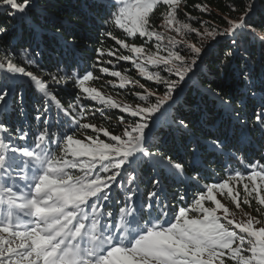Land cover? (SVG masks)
Instances as JSON below:
<instances>
[{
	"label": "snow or ice",
	"instance_id": "obj_1",
	"mask_svg": "<svg viewBox=\"0 0 264 264\" xmlns=\"http://www.w3.org/2000/svg\"><path fill=\"white\" fill-rule=\"evenodd\" d=\"M95 6L104 39L84 67L56 5L0 0V16L30 29L0 21V264H264V0H229L222 24L203 0ZM44 32L59 57L48 69ZM197 73L221 113L207 132L178 107ZM253 134L261 158L245 163ZM221 160L245 171L205 182Z\"/></svg>",
	"mask_w": 264,
	"mask_h": 264
},
{
	"label": "trees",
	"instance_id": "obj_2",
	"mask_svg": "<svg viewBox=\"0 0 264 264\" xmlns=\"http://www.w3.org/2000/svg\"><path fill=\"white\" fill-rule=\"evenodd\" d=\"M44 2V0H42ZM47 2L56 5L48 9V12L53 15V22H68L70 26L74 27L79 35L83 38V43L85 47L81 50L80 56L83 57L81 63L82 66L87 67L92 63L94 59V49L100 47V41L104 39L103 31L105 25L102 23V18L105 15V10L95 5L98 4L99 0H47ZM201 0H190V4L198 3ZM203 2L208 3L212 10L213 15L211 17H205L206 19H213L215 23L222 24L219 16L216 15L217 12L220 16L227 13L225 4L229 3V0H203ZM190 10V9H189ZM0 21H4L6 25L12 29V31L27 39L30 35V29L27 25H16L15 21L8 19L6 16H0ZM38 42L41 47L37 49L41 53L38 57L40 65L42 68H51L53 63L56 62L59 57L54 52V44L51 43V37L48 32L41 33L38 37ZM110 44L111 42H107ZM254 57L258 58L261 53V48L259 45H251ZM2 54V53H0ZM215 52L211 53L208 57L209 63L214 60ZM125 68H130L129 65H124ZM129 74L134 75V71L129 72ZM213 77L209 76L208 79ZM203 77L200 73L194 77V81L189 88L185 90V94L181 101L178 103L180 111L195 123L198 129L203 128V132H207L211 129L214 124H218L221 121V113L219 109L213 107V100L211 97L206 96L199 88V83L202 81ZM216 79H221L217 77ZM143 82V81H142ZM224 84V90L226 92L233 91L237 89V85L234 83V75L229 74L222 78ZM104 81L98 82L95 86L100 87V84ZM207 87V84L204 85ZM215 87V84L212 85ZM25 97L29 101V116L31 117V104L35 100V95L32 89L28 88L26 85L23 87ZM110 94H112L117 99H123L126 93H122L121 96H116L117 92H122L119 89H105ZM69 88V92H71ZM62 96L67 100L70 96L67 93H62ZM120 115L118 112L112 113V123L115 124L116 118ZM203 134V133H200ZM253 147L249 148L247 151L240 153L245 158V163L254 162L261 158V151L257 146V137L253 134ZM245 171V168L236 160H221V162L212 166V169L208 170L205 176V182L211 183L222 180L226 177L229 171ZM176 189L174 188L173 191ZM181 190H183L181 186ZM188 199L191 200L192 192L189 191Z\"/></svg>",
	"mask_w": 264,
	"mask_h": 264
},
{
	"label": "rangeland",
	"instance_id": "obj_3",
	"mask_svg": "<svg viewBox=\"0 0 264 264\" xmlns=\"http://www.w3.org/2000/svg\"><path fill=\"white\" fill-rule=\"evenodd\" d=\"M227 203V201H225ZM231 207V205H229ZM237 218L239 219L240 218V215L239 213H237Z\"/></svg>",
	"mask_w": 264,
	"mask_h": 264
}]
</instances>
